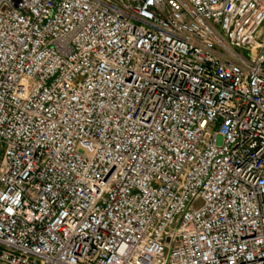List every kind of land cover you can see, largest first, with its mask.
<instances>
[{"label": "built area", "instance_id": "1", "mask_svg": "<svg viewBox=\"0 0 264 264\" xmlns=\"http://www.w3.org/2000/svg\"><path fill=\"white\" fill-rule=\"evenodd\" d=\"M0 264H264V0H0Z\"/></svg>", "mask_w": 264, "mask_h": 264}, {"label": "rangeland", "instance_id": "2", "mask_svg": "<svg viewBox=\"0 0 264 264\" xmlns=\"http://www.w3.org/2000/svg\"><path fill=\"white\" fill-rule=\"evenodd\" d=\"M0 161H1V151H0ZM1 163V162H0Z\"/></svg>", "mask_w": 264, "mask_h": 264}, {"label": "trees", "instance_id": "3", "mask_svg": "<svg viewBox=\"0 0 264 264\" xmlns=\"http://www.w3.org/2000/svg\"><path fill=\"white\" fill-rule=\"evenodd\" d=\"M1 151V150H0Z\"/></svg>", "mask_w": 264, "mask_h": 264}]
</instances>
